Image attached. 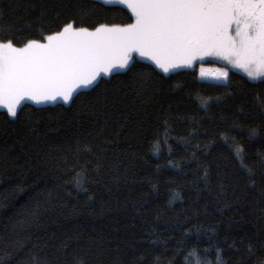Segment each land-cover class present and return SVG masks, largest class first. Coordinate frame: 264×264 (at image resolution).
Instances as JSON below:
<instances>
[{"label":"trees","instance_id":"obj_1","mask_svg":"<svg viewBox=\"0 0 264 264\" xmlns=\"http://www.w3.org/2000/svg\"><path fill=\"white\" fill-rule=\"evenodd\" d=\"M68 19L132 22L102 0H0L17 41ZM0 264H264V81L134 57L74 101L0 108Z\"/></svg>","mask_w":264,"mask_h":264},{"label":"snow or ice","instance_id":"obj_2","mask_svg":"<svg viewBox=\"0 0 264 264\" xmlns=\"http://www.w3.org/2000/svg\"><path fill=\"white\" fill-rule=\"evenodd\" d=\"M104 2L125 7L132 22L84 26L68 19L39 38L0 36V108L17 117L25 100L74 101L79 89L98 86L102 74L130 70L134 53L163 73L217 57L264 81V0ZM217 75L227 80L228 67Z\"/></svg>","mask_w":264,"mask_h":264},{"label":"rangeland","instance_id":"obj_3","mask_svg":"<svg viewBox=\"0 0 264 264\" xmlns=\"http://www.w3.org/2000/svg\"><path fill=\"white\" fill-rule=\"evenodd\" d=\"M102 1H104V0H102ZM133 57H138V58L148 60L144 57H141L138 53H134ZM196 64L199 65V74L204 79H214V80H219V81H225L224 79L218 78V75H217L218 70L223 69L225 67H228L229 71L232 69L237 70V71H240L241 73H243L247 76V74L244 73L242 70H240L238 68H233L230 65H227L226 61H224L220 58H217V57H204L202 60L198 59L197 61H195V63L192 66H194ZM183 67H191V66H183ZM183 67H180V68H183ZM201 69H203L204 75H201ZM114 71H116V70L114 69L113 72ZM102 75H104V74H102ZM82 89H84V88H82ZM26 101L35 103L34 101H31V100H25L23 102H26ZM46 103H53V102H46ZM35 104H37V103H35ZM41 104H45V103H41Z\"/></svg>","mask_w":264,"mask_h":264}]
</instances>
